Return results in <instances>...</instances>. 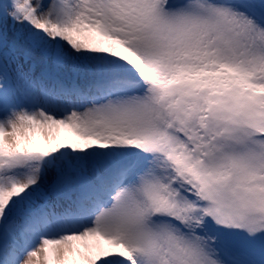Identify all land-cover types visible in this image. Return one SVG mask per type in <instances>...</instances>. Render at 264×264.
<instances>
[{
    "label": "snow or ice",
    "instance_id": "snow-or-ice-1",
    "mask_svg": "<svg viewBox=\"0 0 264 264\" xmlns=\"http://www.w3.org/2000/svg\"><path fill=\"white\" fill-rule=\"evenodd\" d=\"M0 264H264V0H0Z\"/></svg>",
    "mask_w": 264,
    "mask_h": 264
},
{
    "label": "rangeland",
    "instance_id": "rangeland-1",
    "mask_svg": "<svg viewBox=\"0 0 264 264\" xmlns=\"http://www.w3.org/2000/svg\"><path fill=\"white\" fill-rule=\"evenodd\" d=\"M61 135L63 136V135H71L70 133H68V132H66V131H64V130H61Z\"/></svg>",
    "mask_w": 264,
    "mask_h": 264
}]
</instances>
